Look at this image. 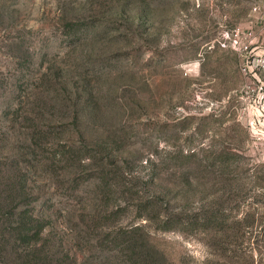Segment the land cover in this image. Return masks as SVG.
I'll return each instance as SVG.
<instances>
[{"label":"rangeland","instance_id":"374dc122","mask_svg":"<svg viewBox=\"0 0 264 264\" xmlns=\"http://www.w3.org/2000/svg\"><path fill=\"white\" fill-rule=\"evenodd\" d=\"M96 183L98 237L141 223L164 264H264V0H0V208L53 262L113 264L77 246L68 194Z\"/></svg>","mask_w":264,"mask_h":264},{"label":"trees","instance_id":"16d2710c","mask_svg":"<svg viewBox=\"0 0 264 264\" xmlns=\"http://www.w3.org/2000/svg\"><path fill=\"white\" fill-rule=\"evenodd\" d=\"M32 133H35V131ZM27 137H29V140L33 139V142L38 140L35 138L34 134L31 138L30 136ZM102 149L110 151L111 148L102 146ZM63 159H65V163H63L64 166H62L61 169L51 164L52 162L49 166L53 167L52 170L54 173H58L57 171L64 173V177L60 180L63 184H74L70 176L74 174L81 165L78 163L75 166V161L72 158L70 159L69 157L65 158L62 156L61 160ZM99 175L103 183L101 184L106 187L107 181L109 180L108 174L99 172ZM102 191L103 190H98V183L80 186L75 184L68 194L69 197L82 203L84 209V212L79 216V223L76 225V232L79 237L77 246L79 245L85 248L90 255H94L95 252L98 251H104L106 257L110 259L109 262L113 264H164V257L160 251L149 242L145 232V225L141 223L109 228L105 233L107 237H98L100 233L98 227H100V221L105 216L103 213L106 212L103 210V203L106 195ZM147 207L148 205L144 208L146 209ZM1 211H4L2 214L4 220L1 222L3 226L2 232L8 234L13 251L18 250L15 252V259L18 264H63L64 262H68V257L66 255H63L64 257H60L56 262H53V257L50 254H53L52 249L54 248L51 247V245L37 246V244L32 242L36 234L22 232L16 229L17 227L15 224L18 222V219L21 218V212H17L9 207L0 208V212ZM12 217H14V219ZM214 217V214L205 211L202 213L200 219L205 221ZM191 221L195 223V219L194 221L191 219L190 222ZM24 223H29V221L27 220Z\"/></svg>","mask_w":264,"mask_h":264}]
</instances>
